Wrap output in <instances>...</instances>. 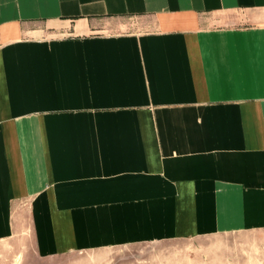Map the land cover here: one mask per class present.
I'll return each instance as SVG.
<instances>
[{"label":"crops","instance_id":"0c3cea01","mask_svg":"<svg viewBox=\"0 0 264 264\" xmlns=\"http://www.w3.org/2000/svg\"><path fill=\"white\" fill-rule=\"evenodd\" d=\"M260 229L264 0H0V239Z\"/></svg>","mask_w":264,"mask_h":264},{"label":"rangeland","instance_id":"374dc122","mask_svg":"<svg viewBox=\"0 0 264 264\" xmlns=\"http://www.w3.org/2000/svg\"><path fill=\"white\" fill-rule=\"evenodd\" d=\"M0 264H264V230L141 242L42 257L28 232L0 239Z\"/></svg>","mask_w":264,"mask_h":264}]
</instances>
